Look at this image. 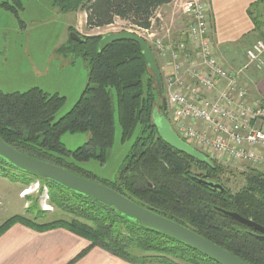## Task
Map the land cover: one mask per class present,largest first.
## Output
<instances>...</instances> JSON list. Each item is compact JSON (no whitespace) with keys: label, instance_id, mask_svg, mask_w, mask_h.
Instances as JSON below:
<instances>
[{"label":"trees","instance_id":"16d2710c","mask_svg":"<svg viewBox=\"0 0 264 264\" xmlns=\"http://www.w3.org/2000/svg\"><path fill=\"white\" fill-rule=\"evenodd\" d=\"M24 0L0 3L17 16ZM173 0H51L61 13H85L89 29H100L125 21L137 29H149L158 8ZM251 35L264 42V0L249 5ZM70 31H73L70 28ZM76 33V32H75ZM102 36L84 37L82 43L68 40L60 52L80 57L87 67L85 87L73 108L53 122L64 98L34 88L25 93H0V138L8 146L32 159L54 165L92 180L93 175L78 163L97 160L104 163L114 139L117 117L121 142H131L117 177L96 183L143 206L156 215L190 229L247 264H264V242L246 233L248 229L217 212L220 208L252 220L264 228V172L248 168L241 173L242 185L236 190L225 186L230 171L208 158L213 168L181 154L159 137L152 123L154 108L162 111L154 80L136 43L120 41L98 53ZM162 82V79H161ZM165 98V97H164ZM167 117V111L163 110ZM168 119V117H167ZM169 120V119H168ZM64 133H88L82 147L68 151L60 142ZM0 177L16 180L4 166L18 170L0 157ZM23 172V171H21ZM27 173V172H23ZM25 187L43 183L50 203L68 215L46 223L36 220L46 212L28 207L32 219L14 215L0 224V236L16 224L36 232L63 229L89 242L76 259L99 247L130 263L146 260L157 264H217L210 258L162 233L149 229L110 206L66 189L52 181L27 173ZM194 178L219 183L224 191L198 184ZM139 253L148 256L139 255Z\"/></svg>","mask_w":264,"mask_h":264},{"label":"rangeland","instance_id":"374dc122","mask_svg":"<svg viewBox=\"0 0 264 264\" xmlns=\"http://www.w3.org/2000/svg\"><path fill=\"white\" fill-rule=\"evenodd\" d=\"M7 1L0 0V3ZM162 14L163 22L160 23L164 25V30L162 32L157 30L158 35L156 36L159 39L166 38L165 31L169 30L172 34L171 37L178 38L184 31L185 20L178 13L177 7L167 9ZM70 28L73 31H70ZM122 31H128L138 36L142 35L141 31L119 19H116L109 26L100 29H89L86 27L83 11L76 14L61 13L52 6L51 0H24L23 10L18 11L17 16L0 7V93H25L37 88L48 95H58L64 98L65 101L53 118V122L58 121L79 100L87 78V67L80 57L74 58L70 54L60 52L63 47L67 46L70 32L89 37ZM252 40L253 37L249 36L236 44L235 47L243 50ZM217 56L221 58L226 68H239L244 63V60L240 64L237 62L231 63L232 61H228V56L222 58L218 53ZM164 95L165 92H163V97ZM166 111L170 120V114H168V110ZM89 137L88 133H64L60 137V142L68 151H74L86 144ZM130 144V141L121 142V130L115 116L113 144L107 150L105 162L100 163L97 160H89L78 163V166L92 173V180L96 182L102 180L113 181L116 179L129 152ZM216 162L230 171L231 181L223 183L231 190H236L242 185L241 173L251 168L249 164H237L227 161ZM0 165L3 164L0 163ZM4 167L8 174L15 177L16 180L0 177V224L14 215L32 219L37 214H33L34 212L31 214L26 213L28 207L32 205L36 207L34 208L35 213L38 210L46 212L36 220L37 223L69 218L68 215L59 211L50 203L48 190L43 183L35 181L25 187L21 182L24 179H31L30 175L7 166ZM256 169L264 172L261 168ZM23 206L25 207L23 208ZM139 255L148 256L142 253H139ZM175 262L183 264L176 260ZM137 264L157 263H150L146 260Z\"/></svg>","mask_w":264,"mask_h":264},{"label":"built area","instance_id":"2783aa9c","mask_svg":"<svg viewBox=\"0 0 264 264\" xmlns=\"http://www.w3.org/2000/svg\"><path fill=\"white\" fill-rule=\"evenodd\" d=\"M172 7L185 20L181 37H171L169 30L166 38L156 36L164 30L157 11L149 29H135L155 57L173 130L216 161L264 170V98L251 100L240 84L251 68H264V42L257 40L245 51L239 68H226L212 42L207 2L184 0Z\"/></svg>","mask_w":264,"mask_h":264},{"label":"water","instance_id":"95a60500","mask_svg":"<svg viewBox=\"0 0 264 264\" xmlns=\"http://www.w3.org/2000/svg\"><path fill=\"white\" fill-rule=\"evenodd\" d=\"M69 38L76 43L83 42L81 36L75 32H70ZM120 41L133 42L139 46L144 63L154 80L157 95L162 107V111L158 108H154L152 113V123L156 125L158 137L173 150L186 155L200 164L213 168V163L206 155L191 147L178 137L173 130L170 121L164 115L163 110H166V101L163 97L160 72L155 57L147 43L134 33L122 31L120 33H109L103 35L97 44L96 50L100 53L111 44ZM0 157L20 171L47 179L66 189L72 190L86 197H90L101 204L110 206L124 216L137 221L141 225L169 236L198 251L217 264H247L216 244L199 236L190 229L154 214L150 210L132 202L130 199L118 194L103 184L76 176L63 168L27 157L5 144L1 138ZM194 180L198 184L212 190L221 192L224 191L223 187L219 183L208 182L199 178H194ZM215 210L223 216L245 226L248 229L246 233L253 235L257 239L264 242V228L262 226L256 224L252 220L241 217L237 213L229 212L220 208H215Z\"/></svg>","mask_w":264,"mask_h":264},{"label":"crops","instance_id":"0c3cea01","mask_svg":"<svg viewBox=\"0 0 264 264\" xmlns=\"http://www.w3.org/2000/svg\"><path fill=\"white\" fill-rule=\"evenodd\" d=\"M177 1L184 0H173L158 8L157 13L163 16L162 12L173 8ZM205 1L212 16V42L216 53L222 58L228 56L231 63H242L246 48L255 39L243 50L235 46L245 38L252 37L253 25L247 8L258 0ZM240 84L247 89L251 100L264 98V68L246 73ZM88 246V241L63 229L40 233L16 224L0 236V264H130L99 247L91 248L76 259Z\"/></svg>","mask_w":264,"mask_h":264}]
</instances>
